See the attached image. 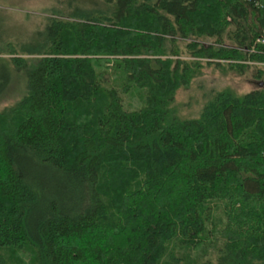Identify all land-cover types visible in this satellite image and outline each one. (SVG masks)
<instances>
[{
  "label": "trees",
  "instance_id": "obj_1",
  "mask_svg": "<svg viewBox=\"0 0 264 264\" xmlns=\"http://www.w3.org/2000/svg\"><path fill=\"white\" fill-rule=\"evenodd\" d=\"M103 2L0 57V98L26 81L0 113V264H264V84L171 107L205 67L264 81V0Z\"/></svg>",
  "mask_w": 264,
  "mask_h": 264
},
{
  "label": "rangeland",
  "instance_id": "obj_2",
  "mask_svg": "<svg viewBox=\"0 0 264 264\" xmlns=\"http://www.w3.org/2000/svg\"><path fill=\"white\" fill-rule=\"evenodd\" d=\"M68 3H72L73 6L102 8L104 2L103 0H0V57L9 58L6 51L11 49L19 51L21 46L29 44L35 34L45 28L50 19L61 20L62 15L67 16L71 11L68 9ZM205 44H209V41H205ZM253 74V69L246 70L243 75H237L221 73L213 67H205L193 78L188 88L176 92L171 107L180 120L196 119L203 105L217 92L233 90L238 95H244L262 88L264 81L258 82L253 78ZM12 78L9 93L4 98H0V113L13 107L25 96L24 75L13 72ZM126 102L130 103V101Z\"/></svg>",
  "mask_w": 264,
  "mask_h": 264
}]
</instances>
